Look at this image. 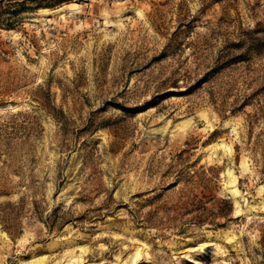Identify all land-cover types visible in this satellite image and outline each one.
<instances>
[{
	"label": "rangeland",
	"instance_id": "obj_1",
	"mask_svg": "<svg viewBox=\"0 0 264 264\" xmlns=\"http://www.w3.org/2000/svg\"><path fill=\"white\" fill-rule=\"evenodd\" d=\"M0 264H264V0H0Z\"/></svg>",
	"mask_w": 264,
	"mask_h": 264
}]
</instances>
